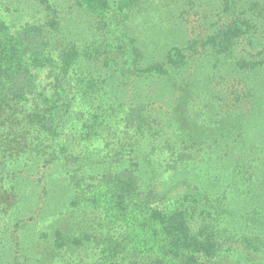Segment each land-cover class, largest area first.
I'll return each mask as SVG.
<instances>
[{"label":"trees","instance_id":"trees-1","mask_svg":"<svg viewBox=\"0 0 264 264\" xmlns=\"http://www.w3.org/2000/svg\"><path fill=\"white\" fill-rule=\"evenodd\" d=\"M66 1L65 12L50 0L39 16L0 12V174L56 165L74 187L47 257L255 264L264 0ZM193 16L211 21L201 39L160 36L187 32ZM17 195L0 189V212Z\"/></svg>","mask_w":264,"mask_h":264},{"label":"rangeland","instance_id":"rangeland-1","mask_svg":"<svg viewBox=\"0 0 264 264\" xmlns=\"http://www.w3.org/2000/svg\"><path fill=\"white\" fill-rule=\"evenodd\" d=\"M50 2L53 7H59L64 12L68 8L66 0H50ZM38 5H40L39 0H0V12L5 17H10L13 14L12 17L16 20L21 15L20 12H16L17 8H32L33 10H29L28 13H36V16H39L41 10ZM77 16V14L70 16L72 18L70 23H78L83 20ZM210 16L212 17V15ZM210 22H204L200 16H193L190 18V23L184 25L187 32L181 33L182 30H172L171 33L167 35L164 33L160 36L169 37L170 43L179 42L182 48L190 37L191 40L201 39L200 37L205 32L207 33ZM153 35L151 33V36ZM143 36V39L147 38L144 33ZM165 102H169V100L165 99ZM159 105H162V102ZM88 144L91 149L98 148L101 150L99 153H102L104 146L101 143L88 142ZM30 165L36 166V163H28V171L23 168V164L14 163L5 167V170L8 168L15 170L20 166L26 171L21 175L13 176L10 171L0 174L1 191L10 192L15 189L18 191L16 202L5 205L0 212V264H46L45 262L51 259L47 257V254L52 251L51 242H53L55 230L59 224L60 226L65 224L62 215L67 213L71 198L74 196V187L69 184L68 176L65 175L62 168L56 165L49 166L47 170H43L44 175H42V173H37V169L33 171L34 166L30 169ZM15 177L17 178L15 179ZM40 177H42V181H40ZM44 186L48 193H44L42 190ZM20 221L24 224L17 229L15 226ZM77 223L79 224L78 220ZM55 259H51L53 264L64 263H60L61 258ZM77 262L75 256L69 259V264H77ZM52 263L49 262V264ZM255 264H264V256L255 259Z\"/></svg>","mask_w":264,"mask_h":264}]
</instances>
